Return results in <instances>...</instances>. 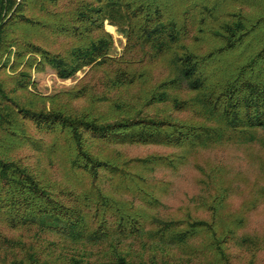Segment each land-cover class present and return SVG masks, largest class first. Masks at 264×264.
<instances>
[{
    "label": "trees",
    "instance_id": "16d2710c",
    "mask_svg": "<svg viewBox=\"0 0 264 264\" xmlns=\"http://www.w3.org/2000/svg\"><path fill=\"white\" fill-rule=\"evenodd\" d=\"M182 1L176 8L175 0H0V253L26 252L12 264H93L87 247L103 242L115 264H132L119 245L145 232L144 216L111 193L127 190L158 207L168 183L151 172L175 169L197 149L252 142L264 131V0ZM193 12L203 50L185 42L184 19ZM106 21L126 38L120 55H113ZM52 37L72 41L53 47ZM168 57L172 71L150 85L151 68ZM46 66L63 80L88 68L87 81L43 95L33 70ZM135 85L141 94L122 93ZM81 98L88 105H71ZM108 144L177 151L132 157L97 148ZM59 154L72 172L92 178L91 187L75 194L48 180L41 160L53 169ZM105 178L108 193L99 183ZM154 219L149 235L165 245L215 233L205 220L182 228L176 218ZM32 228L46 245L27 248L3 232Z\"/></svg>",
    "mask_w": 264,
    "mask_h": 264
},
{
    "label": "rangeland",
    "instance_id": "374dc122",
    "mask_svg": "<svg viewBox=\"0 0 264 264\" xmlns=\"http://www.w3.org/2000/svg\"><path fill=\"white\" fill-rule=\"evenodd\" d=\"M183 4L186 5V1L175 0L176 8L177 6L180 8ZM198 17L197 13L193 12L184 19L189 27L185 42L203 50L207 45L206 41L200 43L194 40L197 35ZM105 28L114 38L113 55H120L126 44V38L108 21L105 22ZM53 41L55 42L53 47H61L69 46L72 40L62 37L54 38ZM168 59L169 57L151 68L150 85H155L159 77L172 71ZM86 70L79 71L75 77L67 80L59 78L55 70L49 66L42 70H33V78L36 81L35 90L43 95H53L72 87H79L87 81V78L84 79ZM142 91L140 85H135L122 93L132 96L141 94ZM72 104L83 107L88 105V102L86 98H81L73 101ZM30 129L33 131L34 127ZM97 148H104L105 153L121 151L132 157L177 151L175 148L156 145L108 144L99 145ZM37 155L43 154L37 153ZM41 161L43 172L49 176L47 179L50 182H56L61 188H67L78 194L92 185L90 176L83 172L74 173L69 169L63 154L56 157L53 169L49 168L45 157ZM53 173H57V179L52 176ZM150 175L166 179L168 183L166 188L162 190L160 188L158 195L162 204L158 207H150L142 200L134 198L133 193L127 190L111 193L115 198L131 201L133 212L142 213L144 216V220H141H143L145 232L140 236L122 238L123 241L119 245L120 250L127 254L132 264H164L166 262L171 264H264V131L257 132V137L252 142L229 141L209 148L197 149L191 156L188 155L185 163L177 168L159 167ZM99 183L106 193L110 192L109 179L105 178L104 182ZM212 207H215V211ZM93 213L94 210L89 212L88 217L92 228H95L97 222L92 218ZM156 217L184 221L182 228H185L189 221L205 220L213 224L215 233L206 230L185 244L165 245L149 235L158 226L154 219ZM107 219L110 222L114 221L113 216H107ZM239 220H242L240 224H238ZM3 232L9 237L20 238L27 248L40 247V245L42 247L47 244L40 241L42 240L39 239L40 237L36 238L37 228L24 231L4 229ZM218 238L222 239L220 245L221 250H224V258L215 244L219 241ZM87 248L95 252L92 251L94 255L90 260L93 264H115L109 242ZM1 252L0 264H12L13 259L18 261L26 253L18 247L14 251Z\"/></svg>",
    "mask_w": 264,
    "mask_h": 264
}]
</instances>
